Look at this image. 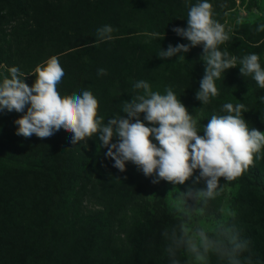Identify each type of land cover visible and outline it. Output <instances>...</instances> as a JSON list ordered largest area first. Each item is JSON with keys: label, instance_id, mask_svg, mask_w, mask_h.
I'll return each mask as SVG.
<instances>
[{"label": "trees", "instance_id": "1", "mask_svg": "<svg viewBox=\"0 0 264 264\" xmlns=\"http://www.w3.org/2000/svg\"><path fill=\"white\" fill-rule=\"evenodd\" d=\"M209 2L219 22L233 5L232 1L223 6ZM187 11L186 0H0V82L8 68L15 66L27 75L25 83L31 86L35 77L30 74L36 65L55 55L65 72L58 85L60 94L90 90L104 123L120 114L126 116L123 101L130 102L136 94L133 84L145 80L153 91L163 94L171 86L187 108L192 103L197 106L192 116L201 134L212 115L225 114L224 103H243L250 126V114L256 116L263 110L264 104L259 106L256 100L264 96V89L251 76L240 74L238 61L259 51L256 43L262 35L249 22L243 27L246 33L230 35L220 46L238 58L237 67L221 75L216 81L218 95L201 105L195 93L205 72L202 46L171 58L158 57L169 44L189 43L172 31L187 27ZM104 25L113 27V39L90 47L96 30ZM181 55L184 60L179 59ZM99 68L106 69L107 75H98ZM234 88L239 93L245 88L250 91L234 96ZM21 115L0 113V159L10 163H4L0 171V264H50L53 260L67 264L68 257L75 258L76 264H169L161 232L175 222L171 202L158 194L152 203L143 202L146 206L138 200L141 180L147 178L150 187L152 178L131 162L124 172L113 167L96 134L77 145L70 143L72 134L66 131L44 139L18 136L14 121ZM251 172L264 185L260 170L255 167ZM25 175H36L31 185L24 180L17 183ZM258 187L263 189L261 184ZM14 190H25L30 208L16 203L10 196ZM89 194L95 205L87 207L84 201ZM54 246L57 253L64 249L63 260L55 249L49 257ZM40 250L47 253L45 262L32 260Z\"/></svg>", "mask_w": 264, "mask_h": 264}, {"label": "clouds", "instance_id": "2", "mask_svg": "<svg viewBox=\"0 0 264 264\" xmlns=\"http://www.w3.org/2000/svg\"><path fill=\"white\" fill-rule=\"evenodd\" d=\"M186 7L187 27H174L172 31L189 43L169 44L158 57L171 58L202 46L200 59L205 63V72L195 98L207 105L218 95L216 81L226 70L237 67L238 58L227 49L221 50L230 35L214 18L209 0H197L195 4L186 0ZM113 31L111 25L98 28L89 46L111 41ZM256 31H264V24ZM152 35L159 37V33ZM259 61V54H246L239 58V71L264 89V68ZM7 72L0 82V113H23L14 121L18 126L16 135L44 139L66 131L72 134L70 143L77 145L96 134L102 147L107 148L106 157L114 161L113 167L124 172L126 163L131 162L145 177L152 178L153 185L165 181L174 186L176 219L161 232L169 264H264L254 259L251 240L241 235L236 209L225 204L216 217L200 219L210 202L254 166L264 149V133L248 127L243 103H224L221 110L225 114L212 115L201 134L197 119L171 86L162 94L153 91L147 81L139 80L133 84L136 94L131 101L122 103L126 116L120 114L104 123V118L98 116L99 102L90 90L60 94L58 85L65 72L57 56L36 65L30 74L35 77L31 86L25 83L27 75L18 67H10ZM97 74L107 75V70L99 68ZM259 100L264 103V96ZM114 137L116 142L112 143ZM189 180L191 184L184 190L177 187ZM201 182L203 187H197Z\"/></svg>", "mask_w": 264, "mask_h": 264}, {"label": "rangeland", "instance_id": "3", "mask_svg": "<svg viewBox=\"0 0 264 264\" xmlns=\"http://www.w3.org/2000/svg\"><path fill=\"white\" fill-rule=\"evenodd\" d=\"M226 1L228 3L232 1L233 5L231 9L225 11L220 23H222L225 26V29L226 31H228L229 35L239 36L241 35L240 33H242L243 31H245L246 33L248 30L244 29L243 27H245V24L249 22H252L256 27L260 24H264V0H253L252 3L250 2L251 0H215V4H220L221 6H223L226 4ZM259 33L262 36L256 43L259 44V51H256L255 53L259 54L260 57L259 62L261 66L262 65L264 66V31H261ZM200 53L202 54V50ZM249 91H250L249 88H245L239 93V88H234L233 95L239 96L240 94V96L241 95L244 96L248 94ZM256 103L259 106L264 104L260 100H256ZM187 109L189 113L193 115L199 108L193 105L192 103L191 106L188 107ZM199 111L201 112V110ZM243 116L244 119L248 122V117H247L248 114L244 112ZM250 117H251L250 121L252 124L250 126L248 124V127L250 129L255 128L256 130H259L260 132L264 133V107L263 110L258 111L256 116H251L250 114ZM197 127L201 131V127L199 126V124L197 125ZM3 160L4 159H0V171L3 170L4 163L6 165H10L9 162ZM1 162L3 164H1ZM255 167L260 170L259 173L261 175H264V149L261 150L260 158L254 160V166H250V168L241 177L237 178L235 181L228 184L225 187L224 192L216 200L210 202V206L206 210L205 216L200 219L202 221H208L218 215V210L221 206H224L225 204L230 205L238 212L237 223L239 228L241 229V235L251 240L250 246L254 253V259H260L264 261V191H262L264 189V185H262L261 180H259L258 182L257 179L252 176L253 174L251 172V169ZM30 172L31 171H29L28 174ZM35 178L36 175H25L23 176V178L21 177L20 180L17 179V183L19 184L21 183L22 180H24L25 183H27V185H31L32 181H34ZM145 179L147 178H143V180H141L143 189L138 200H141V204L143 206H146L145 204L153 202V200L156 198V194L161 196V200L168 198V202H171V206L169 207L170 213L172 214L171 217L175 220L176 218L173 215L174 213L173 204L175 203V190H173L174 186L168 182L161 181L159 184L156 185L151 184V186L149 187ZM221 183H224L223 178L221 179ZM188 184H191V180L187 181L185 185H180L177 187H179L181 190H184V188ZM260 184L261 187H263V189L258 187ZM95 186L98 185L96 184ZM197 187H203V183L201 182V184L197 185ZM10 196L16 200V203L23 204L24 206L30 208L31 202L25 199L26 196L25 190L24 191L14 190V192L11 193ZM84 205L87 207H90L91 205L92 206L95 205V200L90 196V194L88 197L85 198ZM0 209L2 212L1 206ZM8 209L9 208H7V211ZM135 209L136 208L134 207V210ZM137 213L139 216H141L143 210L140 209L137 211ZM28 215L30 216V213H28ZM118 228L122 230L123 226L119 225ZM19 239L20 238H18V240ZM57 247L54 246L53 249H49L51 251L49 257L52 258L54 249H55L54 253H57V249H56ZM40 252L41 253L35 255V257L32 260L38 259L41 262H45V258H46L45 255L47 256V253H44L43 250H40ZM57 254L59 256L60 261L63 260V257L65 258L64 249L58 251ZM65 259L67 260L66 261L67 264H76V259L73 257L72 258L68 257V259L67 258ZM94 259L97 260V258ZM57 263L58 261L55 262L53 260V262L50 264H57ZM37 264L40 263L37 262Z\"/></svg>", "mask_w": 264, "mask_h": 264}]
</instances>
